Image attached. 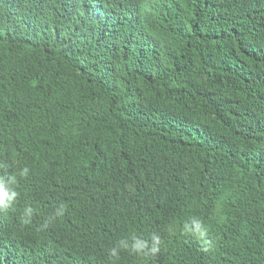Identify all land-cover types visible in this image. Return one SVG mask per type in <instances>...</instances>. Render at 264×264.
<instances>
[{
    "label": "trees",
    "instance_id": "1",
    "mask_svg": "<svg viewBox=\"0 0 264 264\" xmlns=\"http://www.w3.org/2000/svg\"><path fill=\"white\" fill-rule=\"evenodd\" d=\"M0 164V264H264V0H0Z\"/></svg>",
    "mask_w": 264,
    "mask_h": 264
},
{
    "label": "clouds",
    "instance_id": "2",
    "mask_svg": "<svg viewBox=\"0 0 264 264\" xmlns=\"http://www.w3.org/2000/svg\"><path fill=\"white\" fill-rule=\"evenodd\" d=\"M3 167L4 165L0 164V168ZM29 172L30 169L28 167H23L18 174H0V212L7 213L15 210L16 201L19 196L17 191L18 176L27 177ZM66 207L67 205H59L52 214L53 217H63ZM36 214V209L32 206H26L20 214L19 220L24 225H30L33 223V218ZM47 226L48 222L47 219H45L43 227L47 228ZM183 231L184 234L195 236L200 240L204 246V251H208L212 247L213 241L209 239L210 228L200 218L190 217L189 220L185 222ZM161 243V237L156 234H153L149 239L137 235L121 237L114 243V246L108 250L110 264H117L122 252H127L129 255H155L160 251Z\"/></svg>",
    "mask_w": 264,
    "mask_h": 264
}]
</instances>
